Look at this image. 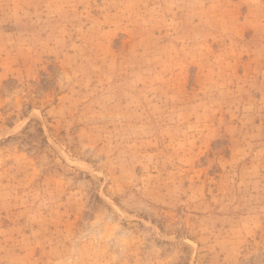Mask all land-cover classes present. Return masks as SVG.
I'll return each mask as SVG.
<instances>
[{"label": "rangeland", "instance_id": "rangeland-1", "mask_svg": "<svg viewBox=\"0 0 264 264\" xmlns=\"http://www.w3.org/2000/svg\"><path fill=\"white\" fill-rule=\"evenodd\" d=\"M0 264H264V0H0Z\"/></svg>", "mask_w": 264, "mask_h": 264}]
</instances>
